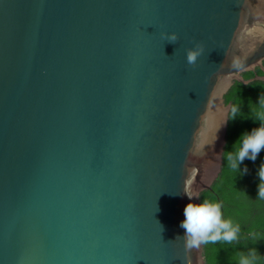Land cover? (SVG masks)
Segmentation results:
<instances>
[{
	"label": "water",
	"instance_id": "obj_1",
	"mask_svg": "<svg viewBox=\"0 0 264 264\" xmlns=\"http://www.w3.org/2000/svg\"><path fill=\"white\" fill-rule=\"evenodd\" d=\"M256 79L264 0H0V264H207L186 193Z\"/></svg>",
	"mask_w": 264,
	"mask_h": 264
},
{
	"label": "trees",
	"instance_id": "obj_2",
	"mask_svg": "<svg viewBox=\"0 0 264 264\" xmlns=\"http://www.w3.org/2000/svg\"><path fill=\"white\" fill-rule=\"evenodd\" d=\"M257 74H263L259 67L243 72L246 79ZM259 98H264V80L260 79L248 84L236 80L225 95L226 103L231 102V109L237 107L238 112L235 119L231 111L229 114L222 171L212 188L201 192L200 198L201 202H219L223 217L239 225L240 232L238 239L232 242L203 243L207 264H239L242 256L252 252L253 264H264V200L257 197V171L261 163H264V151L255 162L249 159L244 161L249 172L243 177H239V174L229 167L225 155L227 151L235 150L234 143L243 132L260 126L257 119V113L262 110Z\"/></svg>",
	"mask_w": 264,
	"mask_h": 264
},
{
	"label": "clouds",
	"instance_id": "obj_3",
	"mask_svg": "<svg viewBox=\"0 0 264 264\" xmlns=\"http://www.w3.org/2000/svg\"><path fill=\"white\" fill-rule=\"evenodd\" d=\"M177 40L178 35L176 33H170L166 36L168 42H176ZM198 55V50H190L187 56L188 62L194 63ZM258 102L262 106V110L257 113L260 126L243 132L234 143L235 150H229L225 153L229 167L236 171L239 177H243L249 172L244 161L249 159L255 162L260 153L264 151V98H259ZM231 112L233 119H235L238 108L233 107ZM226 124L227 122H225ZM257 176L259 178L257 197L264 200V163L259 166ZM186 194L189 197V203L185 205L184 219L181 221L180 227L185 230L184 237L187 247L199 246L201 243L232 242L238 239L239 225L223 217L222 206L219 202L205 200L201 203H194L192 202L193 196ZM161 228L163 231L162 225ZM253 259L254 252L242 256L239 264H253Z\"/></svg>",
	"mask_w": 264,
	"mask_h": 264
}]
</instances>
